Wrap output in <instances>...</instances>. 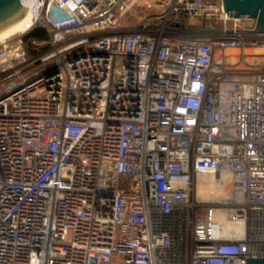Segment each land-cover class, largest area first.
Here are the masks:
<instances>
[{
  "label": "built area",
  "instance_id": "1",
  "mask_svg": "<svg viewBox=\"0 0 264 264\" xmlns=\"http://www.w3.org/2000/svg\"><path fill=\"white\" fill-rule=\"evenodd\" d=\"M21 1L31 26L0 43V264L264 256V54H246L264 33H237L255 21L222 0Z\"/></svg>",
  "mask_w": 264,
  "mask_h": 264
},
{
  "label": "water",
  "instance_id": "2",
  "mask_svg": "<svg viewBox=\"0 0 264 264\" xmlns=\"http://www.w3.org/2000/svg\"><path fill=\"white\" fill-rule=\"evenodd\" d=\"M223 8L228 17H248L255 21L254 28L240 29L237 33H264V0H222ZM30 7L23 5L21 0H0V33L25 19ZM181 33L218 32L220 29L183 28L174 29ZM247 264H264V256L247 258Z\"/></svg>",
  "mask_w": 264,
  "mask_h": 264
},
{
  "label": "bare ground",
  "instance_id": "3",
  "mask_svg": "<svg viewBox=\"0 0 264 264\" xmlns=\"http://www.w3.org/2000/svg\"><path fill=\"white\" fill-rule=\"evenodd\" d=\"M29 26H31V13H29L28 16L22 21L14 24L13 26L1 32L0 33V43L5 42L6 40H8L9 38L13 37L16 34L25 32L26 30H28ZM255 51L257 52H254V50L253 51L247 50L246 54L247 55L264 54V50L261 48H257L255 49ZM229 53L231 55H237L238 52L236 50H233V51L231 50ZM206 179L210 186L213 187V185H215L214 176H209ZM229 227L230 226H228V228ZM224 232H228V230L226 229Z\"/></svg>",
  "mask_w": 264,
  "mask_h": 264
},
{
  "label": "trees",
  "instance_id": "4",
  "mask_svg": "<svg viewBox=\"0 0 264 264\" xmlns=\"http://www.w3.org/2000/svg\"><path fill=\"white\" fill-rule=\"evenodd\" d=\"M47 39V31L44 27L38 25L24 36V44L29 55H32L34 50V42H42Z\"/></svg>",
  "mask_w": 264,
  "mask_h": 264
},
{
  "label": "rangeland",
  "instance_id": "5",
  "mask_svg": "<svg viewBox=\"0 0 264 264\" xmlns=\"http://www.w3.org/2000/svg\"><path fill=\"white\" fill-rule=\"evenodd\" d=\"M145 14V9L142 7H136L133 11L132 14H130V16H128L125 20L124 23L128 24V25H135L138 23L139 18ZM242 24L248 25L250 24V21H243Z\"/></svg>",
  "mask_w": 264,
  "mask_h": 264
}]
</instances>
